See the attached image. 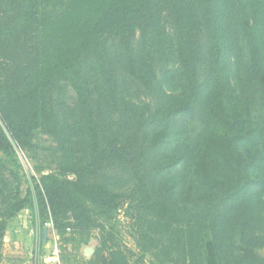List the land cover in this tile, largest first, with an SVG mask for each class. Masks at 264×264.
<instances>
[{
  "label": "trees",
  "instance_id": "trees-1",
  "mask_svg": "<svg viewBox=\"0 0 264 264\" xmlns=\"http://www.w3.org/2000/svg\"><path fill=\"white\" fill-rule=\"evenodd\" d=\"M39 1L30 0L14 29L0 33L9 40L32 31L39 36L35 65L24 69L23 97L14 100L6 123L20 144L34 129L50 135L62 156L57 171L35 178L26 196L4 210L0 246L7 219L35 206L41 226L52 222L61 264H132L118 242L92 234L91 206L114 212L122 194L92 175L91 166L101 157L134 156L141 173L133 193L146 214L140 246L156 264H264L247 246L264 241L245 234L252 222L248 204L231 211L242 219L237 246L227 210L255 187L253 171L264 160V0H237L233 19L227 0H166V9L156 0H41L57 10L47 14ZM165 17L173 21L172 37ZM111 40H117L115 50ZM240 46L249 85L238 92L229 57ZM168 48L176 56L168 57ZM63 81L77 94L74 108L63 100ZM140 87L157 98L154 109L147 103L131 110L126 98ZM112 121L119 128L106 137L103 129ZM164 147L174 152L161 153ZM12 148L0 124V149ZM138 150L145 160L133 155ZM92 238L98 246L87 260L80 247Z\"/></svg>",
  "mask_w": 264,
  "mask_h": 264
},
{
  "label": "rangeland",
  "instance_id": "rangeland-1",
  "mask_svg": "<svg viewBox=\"0 0 264 264\" xmlns=\"http://www.w3.org/2000/svg\"><path fill=\"white\" fill-rule=\"evenodd\" d=\"M29 1L0 0V33L3 32L5 26L7 29H14L16 23L19 22L17 18L28 6ZM156 1L166 9V0ZM236 1L227 0L229 7L225 9V12L229 19H233L232 7ZM39 2V11L41 14L57 12V10L51 9L41 0ZM162 22L168 35L172 37L174 34L172 19L165 17ZM139 41L140 36L137 32L135 43L137 44ZM109 45L115 50L117 48V40H111ZM38 50V32L32 31L28 35L21 36L20 39L14 37L11 40L0 36V124L8 134L13 147L10 152L0 149L1 218L9 204L17 198L26 196L28 188L34 186L35 183L33 180L35 178L40 179L42 175L58 170V162L62 156L57 142L50 135L41 132L39 129H34L27 137H22V140L27 141L25 145L13 139L8 132L6 115L14 109V100L23 97L24 90L26 89L23 81L25 78L24 69L32 68L35 65ZM167 51L169 53L167 55L168 57L172 58L176 56L173 48H168ZM175 61L177 62L176 58L170 59L171 67L176 66ZM247 62L246 50L242 46H240L238 53L234 52L229 57V71L232 76V83L238 92L243 87L246 88L249 85ZM60 84L63 90V100L67 105L66 107L74 108L77 101L76 92L68 82L63 81ZM131 93L134 95L126 98L132 104L131 110L135 106L142 109L147 103L151 104L152 109L156 106L157 98L149 91L143 90L140 87L138 94L135 92ZM117 115L118 113H115L113 116L114 119ZM111 119L109 118L107 122ZM118 128L119 126L112 121L103 129L104 135L106 137H112ZM171 151L170 148L164 147L161 153H169ZM173 152L174 150L171 153ZM74 155H79V152L75 151ZM133 155L140 156L143 159L145 158L141 150H138ZM193 155L194 153L192 151L187 153L186 159L188 161L184 170H189ZM159 156L160 154L157 152V154L152 153L148 155V158L151 157L154 160V157ZM91 170L93 171L91 172L92 175L99 174L108 185L122 194L121 205L114 212L104 213L100 207L96 205L91 206L93 217L97 222V226L92 228L93 236L105 237L108 240L114 239L127 252L132 264H156L153 254L144 252L140 246L139 234L145 226L146 214L139 208V203L135 200V193H133L138 175L141 173L139 160L134 156H130L123 161L111 162L110 159L101 157V161L91 166ZM69 176L73 177L72 174ZM88 176L91 177V175ZM253 178L257 181V184L245 195L242 201H234L227 205L228 213H230L233 209L239 208L240 205L248 204L247 211L249 212V220H252L251 224L245 228V234L248 239L264 237V160L262 165L253 171ZM186 191L180 196L181 198L186 196ZM32 198L34 199L33 195ZM35 212V206H28L18 212L14 217L7 219V231L11 225H16L18 217L22 216L26 219L27 223L21 224V227L26 236L30 235L32 237V242L24 245V248L28 247L26 256H21L20 259L16 260L13 259L15 255L9 252L8 241L4 237L3 243L0 246V264H33L32 256L36 249L40 251V254L43 251L42 240L44 230L46 229V234L51 235V237L54 236L52 222L47 220L45 225L41 226ZM238 218L239 213L237 211L231 212V223L234 222V224L229 231V236L235 246L242 244L241 228L239 229L237 225V221L240 223L242 219L238 220ZM247 246L259 256L264 257V241L261 243L253 241L251 245L247 244Z\"/></svg>",
  "mask_w": 264,
  "mask_h": 264
},
{
  "label": "crops",
  "instance_id": "crops-1",
  "mask_svg": "<svg viewBox=\"0 0 264 264\" xmlns=\"http://www.w3.org/2000/svg\"><path fill=\"white\" fill-rule=\"evenodd\" d=\"M17 220L18 221H16V225H11L6 233L7 235H5V240L8 241V250L15 255L13 256V259L16 260L20 259L21 256H26L28 247L24 248V245L30 244L32 242V237L30 235L26 236L21 227V224L23 225L27 223V220L22 216L18 217ZM16 229H18V231H16ZM53 234L54 236L52 237L51 235L46 234V236H44L43 234V251L41 254V264H61L60 255L59 253H56V248H58V238L55 231ZM47 247L50 248L47 249Z\"/></svg>",
  "mask_w": 264,
  "mask_h": 264
},
{
  "label": "water",
  "instance_id": "water-1",
  "mask_svg": "<svg viewBox=\"0 0 264 264\" xmlns=\"http://www.w3.org/2000/svg\"><path fill=\"white\" fill-rule=\"evenodd\" d=\"M44 236H46V229L44 230ZM97 246H98V240L95 238H92L87 244L82 245L80 251H81L82 255L87 260H89L94 255Z\"/></svg>",
  "mask_w": 264,
  "mask_h": 264
},
{
  "label": "built area",
  "instance_id": "built-area-1",
  "mask_svg": "<svg viewBox=\"0 0 264 264\" xmlns=\"http://www.w3.org/2000/svg\"><path fill=\"white\" fill-rule=\"evenodd\" d=\"M56 253H59L58 248H56ZM33 264H41V254L40 251L38 249H36V251L33 254Z\"/></svg>",
  "mask_w": 264,
  "mask_h": 264
}]
</instances>
